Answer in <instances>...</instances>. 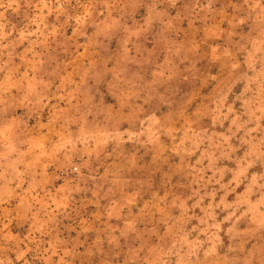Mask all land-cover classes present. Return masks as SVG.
<instances>
[{"label": "clouds", "instance_id": "1", "mask_svg": "<svg viewBox=\"0 0 264 264\" xmlns=\"http://www.w3.org/2000/svg\"><path fill=\"white\" fill-rule=\"evenodd\" d=\"M0 264H264V0H0Z\"/></svg>", "mask_w": 264, "mask_h": 264}]
</instances>
